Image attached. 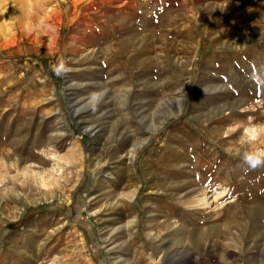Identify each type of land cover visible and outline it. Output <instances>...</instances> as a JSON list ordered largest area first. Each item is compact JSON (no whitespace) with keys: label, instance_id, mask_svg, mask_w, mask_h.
Listing matches in <instances>:
<instances>
[{"label":"rangeland","instance_id":"374dc122","mask_svg":"<svg viewBox=\"0 0 264 264\" xmlns=\"http://www.w3.org/2000/svg\"><path fill=\"white\" fill-rule=\"evenodd\" d=\"M28 1L0 0V264H264V164L243 159L264 149V0H116L115 40L100 3ZM58 163L47 187L23 176ZM187 249L193 262H172Z\"/></svg>","mask_w":264,"mask_h":264},{"label":"bare ground","instance_id":"6f19581e","mask_svg":"<svg viewBox=\"0 0 264 264\" xmlns=\"http://www.w3.org/2000/svg\"><path fill=\"white\" fill-rule=\"evenodd\" d=\"M6 1V0H5ZM8 1V0H7ZM13 1V0H12ZM15 1V0H14ZM28 1V0H27ZM115 1L116 0H93V4L95 5V4H102V10L101 11H99V17H98V14H97V16L96 17H98L101 21H102V26H103V35L104 36H108V37H110V38H112L113 40H115V39H118V37H117V35H116V33H113L116 29H115V26L113 25V24H111L110 23V20H112V19H114V14L116 13V11H114L113 12V15L111 16L110 14H109V12H110V10H112L114 7H120V6H118V5H115ZM18 2V1H17ZM29 2V1H28ZM81 2V1H80ZM119 2V1H118ZM6 3V2H5ZM15 3V2H14ZM28 4V3H27ZM76 4V3H75ZM123 4V3H122ZM10 5H11V3H10ZM18 5H19V3H18ZM87 5V4H86ZM124 5H125V3H124ZM123 5V6H124ZM97 6V5H96ZM101 6V5H100ZM224 6V5H223ZM74 7V6H73ZM120 8H122V7H120ZM126 8H127V10H132L133 8H134V5L131 3V2H126ZM219 8V7H218ZM224 8V7H223ZM225 8H226V6H225ZM11 9V8H10ZM10 9H9V11H10ZM97 9V8H96ZM117 9V8H116ZM115 9V10H116ZM204 9V8H203ZM220 10H222L221 8H219ZM14 11V10H13ZM75 11V10H74ZM226 11V10H225ZM72 12H73V10H72ZM111 13V12H110ZM217 13H218V11H217ZM16 14V13H15ZM97 18V19H98ZM17 19V18H16ZM99 23V22H98ZM101 23V22H100ZM21 25V24H20ZM198 25V24H197ZM19 27H21V29H22V31L24 32V33H30L31 31H29V28L27 27V25H25V24H23L22 26H19ZM31 30V29H30ZM138 39V38H137ZM244 39V38H243ZM245 39H246V37H245ZM244 39V40H245ZM133 39H130L128 42H130V41H132ZM240 40V39H239ZM239 40H237V41H239ZM240 42V41H239ZM239 42L237 43V42H234V43H229V46L230 45H232L234 48H238L239 46H244L245 44H243V45H240L239 44ZM244 42V41H243ZM245 42H247V41H245ZM131 43H133V42H131ZM137 44V43H136ZM108 44H106V46H107ZM135 44H131V46H132V49L130 48H128V46L126 45V47H124V48H126V50H132V51H134L135 50V47H133ZM227 45H228V42H224V46H226L227 47ZM118 46V45H117ZM124 46V45H123ZM201 46H203V44H201ZM122 52H124V51H122ZM119 53L121 54V52L119 51ZM131 57V56H130ZM188 89V88H187ZM185 103V100H184V98H182L181 100H179V108L177 109V110H170V111H168V113L166 114V116H164L163 118H162V120L160 121V122H156V120H155V122L153 121H151L150 122V132H149V136H153V135H157V133H158V131H159V129H160V126L163 124V122L164 121H166L171 115H174V116H177V115H179L180 113H182L183 111H184V105L186 104H184ZM178 104V103H177ZM177 108V107H176ZM238 125V124H237ZM252 126V125H251ZM235 127V126H234ZM258 128V127H257ZM232 129V128H231ZM230 129V130H231ZM233 129H235L236 130V128H233ZM259 129V128H258ZM248 129V134H249V136H252V137H255V136H257L258 134H259V130H261V129ZM83 131L84 132H88V133H90L91 135H95L96 134V131H94L93 130V128H91V127H84V129H83ZM229 132V131H228ZM240 133V132H239ZM263 133V132H262ZM229 134V133H228ZM247 134V133H246ZM261 134V133H260ZM264 134V133H263ZM98 135V134H97ZM244 136H246V135H244ZM261 137H262V134L260 135ZM264 138V137H263ZM245 139V138H244ZM262 139V138H261ZM263 140V139H262ZM137 141V140H136ZM144 141V140H143ZM246 141V140H245ZM259 141V140H258ZM141 142V141H140ZM260 142H262V141H260ZM259 143V142H258ZM261 144V143H260ZM138 145V144H137ZM136 145V146H137ZM141 145V144H140ZM243 146V145H242ZM242 146H241V148H242ZM235 148V147H234ZM137 149L138 148H132L131 149V151L129 152V157H128V159H129V163H133V161H135V159H136V152H137ZM238 149V148H237ZM236 148H235V150H237ZM232 151V150H231ZM119 152H120V150H119ZM128 152V151H127ZM122 154V153H121ZM123 155V154H122ZM70 159V158H69ZM28 161V160H27ZM126 161V160H125ZM68 162V161H67ZM100 163H102V162H100ZM67 165V164H66ZM1 167V166H0ZM20 168V167H19ZM15 169H17V168H15ZM21 169V168H20ZM107 170H108V173L109 174H113V172H112V170L110 169V168H106ZM104 170V168H102V167H100L98 170H96L95 171V173H94V175L96 176V177H101V178H103V179H105L106 181H109V182H111L112 180L110 179V177H108V175H106V174H104V175H102L101 174V172ZM18 172V171H17ZM21 172V171H20ZM64 172V168L63 167H61L60 166V164L58 163V165H56L55 167H46L44 164L41 166V167H39L38 165H28V166H26V167H24V169H23V176L25 177V180L26 181H28V177H31L30 179H36L42 186H44V187H47L48 186V184H49V182H50V179L53 177V178H55L57 175V177L58 178H60L61 177V175H62V173ZM21 174V173H20ZM14 175V174H13ZM16 176V175H15ZM23 181V180H22ZM114 183H120L121 182V178H120V176H118V178H117V180H115V181H113ZM112 185V184H111ZM141 187V186H140ZM105 188V187H104ZM139 189V188H138ZM128 190V189H127ZM136 191H138L137 190V187L134 189V190H130L129 189V193H124L123 194V197L124 198H122L121 200H119V198L117 199H114L113 200V202H114V204H118V206L121 204V205H124V201H126L127 199H129V200H135V196H136ZM226 191L225 190H221V191H218V192H214L211 196L213 197V201L214 202H216V205H219L221 202H220V200H219V198H221V197H223L226 193H225ZM106 194V193H105ZM108 194V193H107ZM16 195L18 196V197H21L22 195H21V192H20V190L19 191H17L16 192ZM25 194L23 193V196H24ZM120 195V194H119ZM175 195V194H174ZM122 196V195H121ZM173 196V195H172ZM14 197V196H13ZM116 197V196H115ZM16 198V197H15ZM17 199V198H16ZM198 199H199V202H198V205H200V206H204V207H208V206H211V204H210V201H209V197L207 196V194L205 193V192H203V191H199V193H198ZM113 202H110V203H112L113 204ZM4 204H5V202H4ZM131 204V203H130ZM1 205H3V203H1ZM0 205V206H1ZM192 205H195V204H192ZM221 205V204H220ZM220 205L219 206H217L218 208L220 207ZM117 206V205H116ZM225 206V205H224ZM221 207H222V205H221ZM200 208V207H199ZM100 211V208L99 209H96L95 211H94V213H98ZM150 212V211H149ZM99 214V213H98ZM139 215L140 214H138V216H136V217H133L132 219H129V220H127V221H121L120 222V224H119V226H118V230H119V237H120V239H121V243L122 244H124V245H126V244H128V240H129V238L126 236L127 234L126 233H128L129 231H132L133 230V232H137L138 230H140V224H139ZM264 216V215H263ZM169 219H170V217H169ZM239 219V218H238ZM252 219V218H251ZM150 220V219H149ZM147 221L148 223H150L151 221ZM141 221H142V219H141ZM146 221V220H145ZM143 225H144V223H143ZM146 225V224H145ZM149 226H150V224H148ZM142 227V226H141ZM178 227V226H177ZM148 229V228H147ZM233 229V228H232ZM143 230V229H142ZM146 230V229H145ZM152 230H153V228H149V235H150V237H151V239H152V244L154 245H157V247H162V242H160V240H158V238H156V237H153V233H152ZM175 230V229H174ZM176 230H178V229H176ZM205 230V229H204ZM211 230V229H210ZM215 230V229H214ZM234 230V229H233ZM196 231V230H195ZM138 232H142V231H138ZM234 232H235V230H234ZM240 232H242V231H240ZM192 233V232H191ZM195 233V232H194ZM192 234V235H190L189 236V241H192V242H194V243H196V242H198L197 244V246H199V245H201V241H200V235H198L199 237H197L196 235L197 234ZM236 234H237V232H235ZM203 234V233H202ZM225 234H227V235H229V234H232V232L230 231V228H229V225H228V227H227V229H226V231H225ZM235 234V235H236ZM253 234V233H252ZM234 235V234H233ZM205 236H206V241H204V242H206L207 243V241L209 242H212L213 244H216V243H218V236H219V234H216L215 233V231H210V232H207L206 234H205ZM225 237V236H224ZM238 237V236H237ZM228 238H230L229 236H228ZM232 239V238H231ZM242 239H243V237H242ZM188 240V239H187ZM220 240V239H219ZM257 241V240H256ZM259 241V240H258ZM190 243V242H189ZM187 246L189 247V249H190V246L187 244ZM192 246V245H191ZM197 246H195V247H197ZM262 246V245H261ZM187 247V248H188ZM256 247V246H255ZM162 251H163V249H161ZM185 250V249H184ZM188 250V249H187ZM250 250V249H249ZM261 250V249H260ZM167 252V251H166ZM177 252H178V250H177ZM177 252H173L174 254H176ZM185 252V251H184ZM183 252V253H184ZM165 253V252H164ZM172 253V252H171ZM245 253V252H244ZM166 254V253H165ZM165 254H164V257H165ZM173 254V255H174ZM167 255V254H166ZM169 255V254H168ZM172 255V254H171ZM151 256H152V254H151ZM191 256H192V251H190V250H188V251H186V253L185 254H181V255H177V256H170L171 257V259H172V262H174L175 260H177L178 259V261H182L183 259H184V261H189V262H193L192 261V258H191ZM252 256V255H251ZM169 257V256H168ZM193 257V256H192ZM166 259V258H165ZM258 261V260H257ZM170 263V262H169ZM261 264V263H260Z\"/></svg>","mask_w":264,"mask_h":264},{"label":"clouds","instance_id":"9594fccd","mask_svg":"<svg viewBox=\"0 0 264 264\" xmlns=\"http://www.w3.org/2000/svg\"><path fill=\"white\" fill-rule=\"evenodd\" d=\"M243 159L245 160V162L249 163L253 168L264 164V149H257L253 152L245 153Z\"/></svg>","mask_w":264,"mask_h":264}]
</instances>
